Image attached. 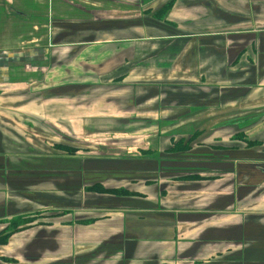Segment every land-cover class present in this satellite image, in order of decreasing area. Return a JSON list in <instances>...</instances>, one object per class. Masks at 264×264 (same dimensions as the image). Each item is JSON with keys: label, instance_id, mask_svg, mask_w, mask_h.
I'll list each match as a JSON object with an SVG mask.
<instances>
[{"label": "crops", "instance_id": "crops-1", "mask_svg": "<svg viewBox=\"0 0 264 264\" xmlns=\"http://www.w3.org/2000/svg\"><path fill=\"white\" fill-rule=\"evenodd\" d=\"M7 233L0 264H264V0H0Z\"/></svg>", "mask_w": 264, "mask_h": 264}, {"label": "trees", "instance_id": "trees-1", "mask_svg": "<svg viewBox=\"0 0 264 264\" xmlns=\"http://www.w3.org/2000/svg\"><path fill=\"white\" fill-rule=\"evenodd\" d=\"M67 150H68V152H70L71 154L74 152V149L73 148H70V147H65ZM100 190H102L101 188H99ZM107 191L108 192H113V193H116V192H119V190H116V189H107ZM8 236H9V233H7V234H2V235H0V242H4V241H6V239L8 238Z\"/></svg>", "mask_w": 264, "mask_h": 264}, {"label": "rangeland", "instance_id": "rangeland-1", "mask_svg": "<svg viewBox=\"0 0 264 264\" xmlns=\"http://www.w3.org/2000/svg\"><path fill=\"white\" fill-rule=\"evenodd\" d=\"M157 3H158V2H157ZM160 3H161V2H159L158 4H160ZM158 4H157V5H158ZM161 9H162V8H161ZM160 15H161V12H159V11H157V12L155 13V16H156V17H160Z\"/></svg>", "mask_w": 264, "mask_h": 264}]
</instances>
